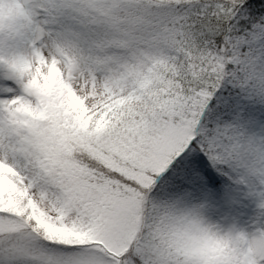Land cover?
Instances as JSON below:
<instances>
[{"label": "snow or ice", "instance_id": "6c2138e0", "mask_svg": "<svg viewBox=\"0 0 264 264\" xmlns=\"http://www.w3.org/2000/svg\"><path fill=\"white\" fill-rule=\"evenodd\" d=\"M0 264H264V0H0Z\"/></svg>", "mask_w": 264, "mask_h": 264}, {"label": "clouds", "instance_id": "9594fccd", "mask_svg": "<svg viewBox=\"0 0 264 264\" xmlns=\"http://www.w3.org/2000/svg\"><path fill=\"white\" fill-rule=\"evenodd\" d=\"M221 239H224V238H221ZM224 242H225V243H230V241H227V240H225Z\"/></svg>", "mask_w": 264, "mask_h": 264}]
</instances>
